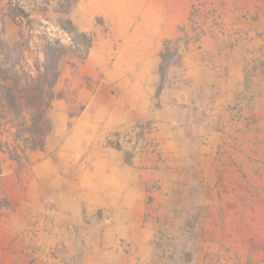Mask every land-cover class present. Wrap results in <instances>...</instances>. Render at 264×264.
<instances>
[{
  "label": "rangeland",
  "instance_id": "1",
  "mask_svg": "<svg viewBox=\"0 0 264 264\" xmlns=\"http://www.w3.org/2000/svg\"><path fill=\"white\" fill-rule=\"evenodd\" d=\"M30 37L35 48L28 46ZM54 43L62 56L54 99L49 102V93L43 94L49 103L46 119L51 127L45 145L57 135L50 112L59 110L58 104L67 106L69 116L63 136L72 135L76 118L95 104L109 110L132 107L134 113L145 106L140 91L130 90L136 84V72L143 76L142 85L147 87L148 83L153 90L152 109L162 108V103L179 104L181 109L174 116L188 129L186 105L166 96L163 101L160 95L166 90L172 94L186 89L190 80L184 74V60L190 57L212 72L209 75L215 80L212 85L217 95L226 67L218 68L216 61L240 64L244 90L223 113L230 125L220 121V113L211 124L221 133L223 145L233 149L258 136L259 121L264 118L260 106L264 97L260 91L264 88V0H0V75L9 77L15 71L28 80V87L20 94L24 103L38 96L44 53ZM27 57L31 59L30 72ZM210 110V106L200 110L191 134L215 115ZM104 125L101 122L100 128ZM100 128L92 131L93 136L101 137V145L121 152L129 166L133 161L142 166L151 159L163 161L152 119ZM89 129L83 126L79 135H89ZM44 148L43 157L40 150L31 151L19 163L0 154V264H82L89 253L90 236H94L91 226L112 225L109 213L107 221L103 210L94 213L92 222L57 223V201L43 191L35 195L32 188V168L45 157L53 158L57 150ZM197 215L194 220L202 219V210ZM203 226L159 225L153 239L156 250L147 259L130 249L123 238L115 242L130 255H121L126 261L128 257V264H232L234 257L229 251L223 256L200 255L197 249L196 253L185 251L174 235L188 231L196 239L202 236ZM104 260L102 264H127L116 255L105 254ZM254 262L255 256L241 255L240 264Z\"/></svg>",
  "mask_w": 264,
  "mask_h": 264
},
{
  "label": "crops",
  "instance_id": "2",
  "mask_svg": "<svg viewBox=\"0 0 264 264\" xmlns=\"http://www.w3.org/2000/svg\"><path fill=\"white\" fill-rule=\"evenodd\" d=\"M229 63L225 59L216 61L218 68L226 67L218 84V95L212 85L215 80L209 75L212 72L193 57L184 60V74L190 80L186 89L172 91V94L166 90L160 95V99L166 96L169 101H182L186 105L188 129L180 126L174 116L181 109L179 104L162 103V108L152 109L153 90L148 83L147 87L142 85L144 79L138 72L134 74L136 84L130 90L140 91L145 106H140L135 113L132 107L109 110L95 104L76 118L73 134L63 136L69 117L67 106L58 104L56 107L60 109L50 112L57 135L48 140L44 150H57L53 158L45 157L31 170L35 195L43 191L57 201V223L92 222L98 210L105 212L106 220L109 213L112 223L110 226L90 225L94 236H90L89 253L82 264H102L105 254L116 255L127 263L130 255L124 252V247L116 245L118 238L126 240L130 249L147 259L156 250L154 235L164 223L169 226L204 224L202 236L196 239L188 231L174 234L178 235L185 251L196 253L197 249L201 250L200 255L223 256L227 250L234 257L232 264H240L241 255L247 254L255 256L254 264H261L264 256V118L259 121L257 138L249 137L235 149L223 145L225 140L211 124L220 113V121L230 125L223 113L244 90L240 64ZM151 76L154 75L150 73ZM260 91L264 93V88ZM208 106L215 115L207 117L191 134V128L199 121L200 110ZM260 106L264 111V97ZM147 119L157 125L163 152L161 163L151 159L143 166L138 161L129 166L121 152L101 145V137L92 134L100 128L101 122L105 124L102 128L107 129L120 122ZM83 126H89V135H79ZM199 210H202V219L196 221ZM208 230H212L210 237L206 235ZM121 255H127V261Z\"/></svg>",
  "mask_w": 264,
  "mask_h": 264
},
{
  "label": "trees",
  "instance_id": "3",
  "mask_svg": "<svg viewBox=\"0 0 264 264\" xmlns=\"http://www.w3.org/2000/svg\"><path fill=\"white\" fill-rule=\"evenodd\" d=\"M61 56L56 43L46 48L42 82L38 80L41 84L36 88L39 94L29 103H24V97L20 96L29 85L24 76L15 71L9 77L0 75V154L7 159L19 163L28 152L44 148L51 127L46 119L49 103L44 101L43 94L49 93V102L54 99L53 87L59 77L57 66ZM15 120L20 121L15 123Z\"/></svg>",
  "mask_w": 264,
  "mask_h": 264
},
{
  "label": "built area",
  "instance_id": "4",
  "mask_svg": "<svg viewBox=\"0 0 264 264\" xmlns=\"http://www.w3.org/2000/svg\"><path fill=\"white\" fill-rule=\"evenodd\" d=\"M28 46L29 48H35L36 47V43L34 41V39H32L31 37L28 39ZM26 66L29 69L28 71L30 72V68L32 67L31 64V59L29 57L26 58Z\"/></svg>",
  "mask_w": 264,
  "mask_h": 264
}]
</instances>
